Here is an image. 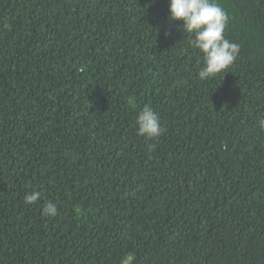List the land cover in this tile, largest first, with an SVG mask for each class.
Listing matches in <instances>:
<instances>
[{"label":"trees","instance_id":"1","mask_svg":"<svg viewBox=\"0 0 264 264\" xmlns=\"http://www.w3.org/2000/svg\"><path fill=\"white\" fill-rule=\"evenodd\" d=\"M217 2L201 81L169 0H0V264H264V0Z\"/></svg>","mask_w":264,"mask_h":264},{"label":"clouds","instance_id":"2","mask_svg":"<svg viewBox=\"0 0 264 264\" xmlns=\"http://www.w3.org/2000/svg\"><path fill=\"white\" fill-rule=\"evenodd\" d=\"M169 19L181 22L178 27L194 35L190 43L202 54V67L197 74L199 80L207 81L217 74L226 73L237 59L240 46L225 37L229 16L217 0H169ZM136 123L137 134L149 140L159 138L166 131L159 114L148 105L139 112ZM258 125L264 129V115L258 120ZM39 198V191H31L25 195V203H37ZM57 212V205L51 202L43 210L46 216H55ZM121 264H133V257H123Z\"/></svg>","mask_w":264,"mask_h":264}]
</instances>
